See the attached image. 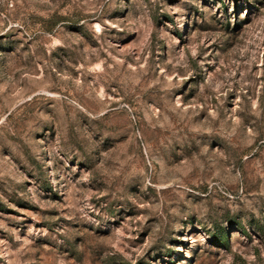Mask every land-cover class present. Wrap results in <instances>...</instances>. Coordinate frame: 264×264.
<instances>
[{
  "label": "rangeland",
  "instance_id": "rangeland-1",
  "mask_svg": "<svg viewBox=\"0 0 264 264\" xmlns=\"http://www.w3.org/2000/svg\"><path fill=\"white\" fill-rule=\"evenodd\" d=\"M0 264H264V0H0Z\"/></svg>",
  "mask_w": 264,
  "mask_h": 264
}]
</instances>
